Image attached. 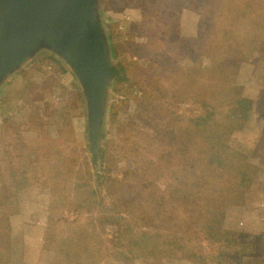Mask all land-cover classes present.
Listing matches in <instances>:
<instances>
[{
  "label": "rangeland",
  "instance_id": "rangeland-1",
  "mask_svg": "<svg viewBox=\"0 0 264 264\" xmlns=\"http://www.w3.org/2000/svg\"><path fill=\"white\" fill-rule=\"evenodd\" d=\"M99 2L97 155L56 57L0 90V264H264V0Z\"/></svg>",
  "mask_w": 264,
  "mask_h": 264
},
{
  "label": "water",
  "instance_id": "water-1",
  "mask_svg": "<svg viewBox=\"0 0 264 264\" xmlns=\"http://www.w3.org/2000/svg\"><path fill=\"white\" fill-rule=\"evenodd\" d=\"M41 52L76 78L90 150L97 155L109 86L118 76L99 0H0V90Z\"/></svg>",
  "mask_w": 264,
  "mask_h": 264
},
{
  "label": "crops",
  "instance_id": "crops-1",
  "mask_svg": "<svg viewBox=\"0 0 264 264\" xmlns=\"http://www.w3.org/2000/svg\"><path fill=\"white\" fill-rule=\"evenodd\" d=\"M4 131L0 130V138L1 136L4 134ZM7 141L5 142H0V180L5 178L6 175V170H5V158H4V154L1 153L3 147H5ZM6 203V198L5 195L3 193H0V207L5 205ZM8 221L11 225V228L13 229V231H16L18 229H23V223L26 221L25 219V214L22 211H18L15 213H11L8 216Z\"/></svg>",
  "mask_w": 264,
  "mask_h": 264
},
{
  "label": "trees",
  "instance_id": "trees-1",
  "mask_svg": "<svg viewBox=\"0 0 264 264\" xmlns=\"http://www.w3.org/2000/svg\"><path fill=\"white\" fill-rule=\"evenodd\" d=\"M48 60V63L50 64V65H52L53 67H55L58 71H59V73H62L63 71H64V69H63V67L57 62V61H55V60H53V59H51V58H48L47 59ZM125 68V67H124ZM122 80H123V76H122ZM242 103V102H241ZM240 103V104H241ZM262 240H264V237H263V239L261 238V240H260V242L262 241ZM262 245V247L264 246V244H261ZM263 251H264V248H263ZM259 253H260V255H261V252L259 251Z\"/></svg>",
  "mask_w": 264,
  "mask_h": 264
}]
</instances>
